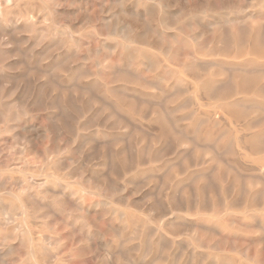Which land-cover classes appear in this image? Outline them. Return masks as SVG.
I'll use <instances>...</instances> for the list:
<instances>
[{
	"label": "rangeland",
	"instance_id": "rangeland-1",
	"mask_svg": "<svg viewBox=\"0 0 264 264\" xmlns=\"http://www.w3.org/2000/svg\"><path fill=\"white\" fill-rule=\"evenodd\" d=\"M263 13L264 0H0V193H23L32 176L40 191L65 192L69 201L57 214L29 217L27 235L57 237L79 264H126L87 236L115 234L104 231L112 221L104 208L88 214L89 225L82 220L90 203L106 201L138 219L134 253L143 256L149 244L153 264H163L164 250L169 264H264ZM83 190L84 203H75L73 192ZM162 219L167 247L157 231ZM19 222L9 225L11 236ZM28 252L27 242L14 244L5 264H33Z\"/></svg>",
	"mask_w": 264,
	"mask_h": 264
},
{
	"label": "bare ground",
	"instance_id": "bare-ground-1",
	"mask_svg": "<svg viewBox=\"0 0 264 264\" xmlns=\"http://www.w3.org/2000/svg\"><path fill=\"white\" fill-rule=\"evenodd\" d=\"M185 1V0H184ZM154 2V1H153ZM247 3V2H246ZM135 4V3H134ZM154 6V5H153ZM104 7V6H103ZM129 7V6H128ZM135 7V6H134ZM249 7V6H248ZM247 7V8H248ZM86 8V7H85ZM189 8V7H188ZM150 9V8H149ZM129 10V9H128ZM131 10H132V8H131ZM153 10L155 11V9H154V7H153ZM58 11V10H57ZM135 12V11H134ZM36 13V12H35ZM133 13V12H132ZM6 14V13H5ZM128 14H129V12H128ZM138 14H139V11H138ZM232 14V12H228V15L230 16ZM238 14V13H237ZM264 14V13H263ZM262 14V15H263ZM48 15V14H47ZM141 15V14H140ZM136 16V15H135ZM195 16V15H194ZM227 16V15H226ZM248 16H250V15H248ZM253 16V15H252ZM113 17V16H112ZM122 17V16H121ZM138 17V16H137ZM140 17V16H139ZM142 17H143V14H142ZM173 17V16H172ZM175 17V16H174ZM39 18V17H38ZM245 17H243V19H244ZM262 18V17H261ZM44 19H45V17H44ZM144 19V18H143ZM146 19H148V18H146ZM216 19V18H215ZM229 19V18H228ZM240 19V18H239ZM241 19H242V17H241ZM240 19V20H241ZM2 20V19H1ZM47 20V19H46ZM109 20V19H108ZM167 20H168V18H167ZM197 20V19H196ZM227 20V19H226ZM232 20V19H231ZM245 20V19H244ZM39 21H40V18H39ZM142 21V20H141ZM140 21V22H141ZM193 21H194V19H193ZM37 22V21H36ZM42 21H40L39 23H41ZM139 22V21H138ZM201 22V21H200ZM210 22V21H209ZM217 22V21H216ZM16 23V22H15ZM109 23V22H108ZM107 23V24H108ZM27 24H29V23H27ZM90 24V23H89ZM1 25V24H0ZM15 25V24H14ZM117 25H118V23H117ZM128 25V32L126 33V37L128 38V41H131V40H133L134 41V38H135V35L133 36V37H130V32L131 31H133V29L135 28V26L133 25H129V24H127ZM126 25V26H127ZM213 25H215V24H213ZM261 26H263V24L261 25ZM6 27V26H5ZM115 27V26H114ZM207 27V26H206ZM7 28V27H6ZM108 28H109V26H108ZM116 28V27H115ZM125 28H127V27H125ZM149 28V27H148ZM172 28V27H171ZM19 29H20V27H19ZM180 29V28H179ZM260 29V28H259ZM110 30V29H109ZM14 31V30H13ZM63 31V30H62ZM66 32V31H65ZM117 32V31H116ZM190 32V31H189ZM251 32V31H250ZM64 33V32H63ZM112 33V32H111ZM37 34H38V32H37ZM160 34V33H159ZM39 36H41L40 34H38ZM116 35V34H115ZM189 35V34H188ZM70 36V35H69ZM139 36V35H138ZM261 36V35H260ZM14 37V36H13ZM38 37V36H37ZM48 37V36H47ZM105 37V36H104ZM198 37H199V35H198ZM39 38V37H38ZM46 38V37H45ZM66 38V37H65ZM139 38V37H138ZM195 38V37H194ZM254 38V37H253ZM175 39V38H174ZM177 39V38H176ZM250 39V38H249ZM140 40V39H139ZM194 40V39H193ZM37 41V40H36ZM97 41V40H96ZM167 41V40H166ZM221 41V40H220ZM247 41V40H246ZM60 42V41H59ZM184 43V42H183ZM198 43V42H197ZM219 43V42H218ZM98 44V43H97ZM214 44V43H213ZM246 44H247V42H246ZM257 44H258V42H257ZM257 44H255V45H257ZM39 45H40V43H39ZM106 45V44H105ZM29 46V45H28ZM34 46H35V44H34ZM107 46V45H106ZM110 46V45H109ZM109 46H107V47H109ZM112 46V45H111ZM127 46H129V45H127ZM140 46V45H139ZM32 47H33V45H32ZM50 47V46H49ZM70 47V46H69ZM160 47V46H159ZM209 47V46H208ZM214 47H215V45H214ZM220 47V46H219ZM262 47V46H261ZM52 48V47H51ZM110 48V47H109ZM112 48V50H113V47H111ZM206 48V47H205ZM204 48V49H205ZM228 48V47H227ZM175 50H176V48H174ZM193 49H194V47H193ZM224 49V48H223ZM228 49H230V48H228ZM232 49H233V46H232ZM53 50V49H52ZM148 50H150V49H148ZM160 50H162V49H160ZM206 50V49H205ZM204 50V51H205ZM216 50V49H215ZM111 51V50H110ZM119 51V50H118ZM146 51V50H145ZM151 51H152V49H151ZM150 51V52H151ZM202 51V50H201ZM217 51V50H216ZM228 51V50H227ZM248 51V50H247ZM259 51H261V50H259ZM47 52V51H46ZM142 52H144V51H142ZM198 52H199V50H198ZM235 52V51H234ZM262 52V51H261ZM204 53V52H203ZM211 52H209V54H210ZM256 53V52H255ZM8 54V53H7ZM112 54V53H111ZM151 54V53H150ZM156 54V53H155ZM209 54H207V55H209ZM221 54H222V52H221ZM228 54H230V53H228ZM131 56L133 55V54H130ZM129 55V56H130ZM157 55V54H156ZM176 55H177V53H176ZM180 55V54H179ZM192 55V54H191ZM206 55V56H207ZM216 56V54H214V52H213V56ZM227 55V54H226ZM259 55V54H258ZM52 56V55H51ZM128 56V57H129ZM159 56H161V55H159ZM171 56H173V55H171ZM210 56H212V54L210 55ZM264 56V55H263ZM15 57V56H14ZM72 57V56H71ZM70 57V58H71ZM127 57V58H128ZM157 57H158V55H157ZM185 57V56H184ZM201 57V56H200ZM231 57V56H230ZM260 57V56H259ZM17 58V57H16ZM53 58V57H52ZM131 58V57H130ZM160 58V57H159ZM211 58V57H210ZM25 59V58H24ZM153 59V58H152ZM175 59V58H174ZM177 59V58H176ZM179 59V58H178ZM216 59V58H215ZM227 59H229V58H227ZM156 60V59H155ZM182 60V59H181ZM212 60V59H211ZM262 61V60H261ZM119 62V61H118ZM157 62V61H156ZM181 63V62H180ZM72 64H73V62H72ZM193 64V63H192ZM201 64V63H200ZM207 64V63H206ZM100 65V64H99ZM145 65V64H144ZM183 65V64H182ZM211 65V64H210ZM195 66V65H194ZM200 66H202V65H200ZM222 66V65H221ZM223 67V66H222ZM42 68V67H41ZM46 68V67H45ZM126 68V67H125ZM130 68V67H129ZM177 68V67H176ZM188 68H193V65H192V67L191 66H189ZM236 68V67H235ZM186 69V68H185ZM263 69V68H262ZM261 69V70H262ZM179 70V69H178ZM187 70V69H186ZM231 70V69H230ZM232 70H233V68H232ZM237 70H239L238 68H237ZM103 71V70H102ZM252 72V71H251ZM253 72H255V71H253ZM263 72V71H262ZM106 73V72H105ZM136 73V72H135ZM186 73V72H185ZM139 74V73H138ZM142 74V73H141ZM146 74V73H145ZM174 75H175V73H174ZM63 76V75H62ZM157 76V75H156ZM182 77V76H181ZM187 77V76H186ZM7 78V77H6ZM53 78V77H52ZM135 78V77H134ZM157 78V77H156ZM160 78V77H159ZM54 79V78H53ZM172 79V78H171ZM65 80V79H64ZM153 81V80H152ZM156 81V80H155ZM159 81V80H158ZM157 81V82H158ZM161 81V80H160ZM167 81V80H166ZM131 82H133V80H131ZM210 82V81H209ZM111 83V82H110ZM206 83V82H205ZM260 83V82H259ZM148 84V83H147ZM251 84H252V81H251ZM261 84V83H260ZM165 85V84H164ZM166 85H167V83H166ZM202 85H203V82H202ZM122 86V85H121ZM224 86V85H223ZM252 86V85H251ZM153 87V86H152ZM159 87V86H158ZM203 87V86H202ZM222 87V86H221ZM246 87V86H245ZM248 87V86H247ZM253 87V86H252ZM255 87V86H254ZM44 88V87H43ZM189 88V87H188ZM214 88V87H213ZM171 89V88H170ZM216 89V88H215ZM246 89V88H245ZM255 89V88H254ZM118 90H120V89H118ZM183 90V89H182ZM185 90V89H184ZM187 90V89H186ZM192 90V89H191ZM1 91V90H0ZM40 91H42V90H40ZM124 91V90H123ZM203 91V90H202ZM205 91V90H204ZM217 91V90H216ZM93 92V91H92ZM114 92V91H113ZM188 92H190V91H188ZM192 92V91H191ZM243 92V91H242ZM244 92H245V90H244ZM197 93V92H196ZM201 93V92H200ZM217 92H215V94H216ZM2 94V93H1ZM173 94H174V92H173ZM187 94V93H186ZM191 94V93H190ZM198 94V93H197ZM22 95H24V94H22ZM113 95V94H112ZM25 96V95H24ZM100 96H102V95H100ZM199 96V95H198ZM93 97V96H92ZM203 97V96H202ZM201 95H200V100H201ZM249 97V96H248ZM6 98V97H5ZM5 98H3V99H5ZM8 98V97H7ZM134 98V97H133ZM191 98V97H190ZM69 99V98H68ZM95 99V98H94ZM98 99H100V98H98ZM132 99V98H131ZM197 99V98H196ZM203 99H205V98H203ZM202 99V100H203ZM210 99V98H209ZM70 100H71V98H70ZM80 100H82V99H80ZM97 100V99H96ZM165 100V99H164ZM193 100V99H192ZM11 101H13V100H11ZM21 101V100H20ZM33 101V100H32ZM49 101H50V99H49ZM48 101V103H51V102H49ZM85 102H86V100H84ZM138 101V100H137ZM143 101V100H142ZM3 102V101H2ZM26 102V101H25ZM39 102V101H38ZM203 102H204V100H203ZM148 103V102H147ZM161 103V102H160ZM159 103V104H160ZM5 104V103H4ZM7 104H8V102H7ZM13 104H15V103H13ZM12 103H11V106L13 105ZM41 104V103H40ZM54 104V103H53ZM52 104V105H53ZM74 104V103H73ZM223 104V103H222ZM6 105V104H5ZM17 105V104H16ZM42 106H43V104H41ZM57 105H59L58 104V101H57ZM110 105V104H109ZM149 105V104H148ZM147 105V106H148ZM162 105V104H161ZM224 105V104H223ZM222 105V106H223ZM4 106V105H3ZM7 106V105H6ZM9 106V105H8ZM76 106V105H75ZM92 106V105H91ZM94 106V105H93ZM228 106V105H227ZM257 106V105H256ZM35 107V106H34ZM68 107V106H67ZM181 107V106H180ZM225 107V106H224ZM223 107V108H224ZM231 107V106H230ZM253 107H254V105H253ZM259 107V106H258ZM7 108V107H6ZM9 108V107H8ZM45 108V107H44ZM66 108V107H65ZM114 108V107H113ZM191 108V107H190ZM10 109V108H9ZM31 109H33V108H31ZM47 109V108H46ZM70 109H71V107H70ZM198 109V108H197ZM251 109V108H250ZM260 109H262L261 107H260ZM259 109V110H260ZM12 110V109H11ZM62 110H63V108H62ZM61 110V111H62ZM67 110V109H66ZM90 110V109H89ZM176 110V109H175ZM235 110V109H234ZM252 110V109H251ZM8 111V110H7ZM10 111V110H9ZM80 111V110H79ZM177 111V110H176ZM194 111V110H193ZM192 111V112H193ZM210 111V110H209ZM208 111V112H209ZM54 112V111H53ZM204 112H205V110H204ZM207 112V113H208ZM255 112V111H254ZM69 113H71V112H69ZM75 113V112H74ZM81 113V112H80ZM118 113V112H117ZM16 114V116L18 117V115H17V112L15 113ZM36 114V113H35ZM54 114V113H53ZM62 114V113H61ZM138 114H140V113H138ZM167 114V113H166ZM1 115V114H0ZM5 115V114H4ZM64 115V114H63ZM149 115V114H148ZM168 115V114H167ZM2 116V115H1ZM0 116V117H1ZM38 116V115H37ZM70 116V115H69ZM96 116V115H95ZM106 116V115H105ZM238 116V115H237ZM240 116V115H239ZM251 116H252V113H251ZM4 116H2V118H3ZM39 117V116H38ZM58 117V116H57ZM85 117V116H84ZM148 117V120H149V116H147ZM167 117V116H166ZM219 117H221V116H219ZM1 118V119H2ZM21 118V117H20ZM65 118V117H64ZM122 118V117H121ZM144 118H145V116H144ZM244 118H246V117H244ZM14 119H16V118H14ZM18 119V118H17ZM27 119V118H26ZM51 119V118H50ZM54 119V118H53ZM66 119V118H65ZM147 119V118H146ZM165 119V118H164ZM243 119V118H242ZM254 119H256L255 117H254ZM3 120V119H2ZM52 120V119H51ZM170 120V119H169ZM19 121V120H18ZM93 121V120H92ZM91 121V122H92ZM136 121H137V118H136ZM157 121V120H156ZM168 121V120H167ZM171 121V120H170ZM210 121V120H209ZM240 121V120H239ZM2 122V121H1ZM16 122H17V120H16ZM129 122V121H128ZM155 122V121H154ZM165 122H166V120H165ZM172 122V121H171ZM190 122V121H189ZM258 122V121H257ZM84 123V122H83ZM41 124V123H40ZM68 124V123H67ZM81 124V123H80ZM101 124V123H100ZM248 124H249V122H248ZM251 124V123H250ZM19 125V124H18ZM17 125V126H18ZM66 125V124H65ZM81 125H83V124H81ZM174 125V124H173ZM111 126V125H110ZM135 126V125H134ZM167 126V125H166ZM19 127V126H18ZM26 127V126H25ZM32 127V126H31ZM85 127H86V125H85ZM148 127H149V124H148ZM157 127V126H156ZM168 127V126H167ZM174 127V126H173ZM177 127V126H176ZM8 128V127H7ZM15 128V127H14ZM33 128V127H32ZM56 128V130H58V127H55ZM70 129L71 128H75V127H69ZM83 127H81V129H82ZM197 128L199 129V127H198V125H197ZM9 129V128H8ZM77 129V128H76ZM139 129V128H138ZM10 130H13L12 128L10 129ZM16 130V129H15ZM97 130V129H96ZM140 130V129H139ZM162 130V129H161ZM176 130V128L174 129V131ZM9 131V130H8ZM62 131V130H61ZM79 131V130H78ZM89 131H91V130H89ZM171 131V130H170ZM177 131V130H176ZM12 132V131H11ZM23 132V131H22ZM84 132V131H83ZM135 132V131H134ZM66 133V132H65ZM85 133V132H84ZM87 133V132H86ZM132 133V132H131ZM183 133V132H182ZM197 133V132H196ZM196 133H195V135H196ZM247 133V132H246ZM19 134H21V133H19ZM159 134V133H158ZM225 134V133H224ZM252 134H253V132H252ZM18 135V134H17ZM69 135V134H68ZM67 135V136H68ZM139 135V134H138ZM156 135V134H155ZM20 136H22V135H20ZM60 136V135H59ZM72 136V135H71ZM104 136H106V135H104ZM123 136V135H122ZM13 137H15V135H13ZM42 137V136H41ZM75 137V136H74ZM125 137V136H124ZM190 137V136H189ZM249 137V136H248ZM92 138V137H91ZM122 137H120V139H121ZM123 139V138H122ZM121 139V140H122ZM125 139V138H124ZM244 139H245V137H244ZM258 139V138H257ZM9 140V139H8ZM42 140V139H41ZM56 140V139H55ZM116 140H118V139H116ZM23 141V140H22ZM89 141V140H88ZM218 141V140H217ZM244 141V140H243ZM249 142V141H248ZM254 142V141H253ZM263 143V142H262ZM126 144V143H125ZM124 144V145H125ZM247 144V143H246ZM8 145V144H7ZM10 145V144H9ZM12 145V144H11ZM109 145V144H108ZM200 146V145H199ZM259 146H260V143H259ZM259 146H258V148L257 149H259ZM9 147V146H8ZM16 147V146H15ZM44 147V146H43ZM98 147V146H97ZM11 150H13V147L11 148V147H9ZM22 148V147H21ZM23 148H25V147H23ZM255 148V147H254ZM260 148H261V146H260ZM253 149V148H252ZM264 149V148H263ZM25 150V149H24ZM119 150V149H118ZM123 150V149H122ZM204 150V149H203ZM249 150L251 151V149L249 148ZM17 151V150H16ZM255 151V150H254ZM22 152V151H21ZM23 153V152H22ZM204 153V152H203ZM202 153V154H203ZM207 153H208V150H207ZM27 154V153H26ZM188 153H185V155H187ZM253 154V153H252ZM189 155V154H188ZM244 155V154H243ZM16 156V155H15ZM85 156V155H84ZM5 157H6V155H5ZM68 157V156H67ZM86 157H87V155H86ZM89 157V156H88ZM245 157H247V156H245ZM7 158V157H6ZM240 158V157H239ZM253 158V157H252ZM262 158V157H261ZM260 158V159H261ZM17 159V158H16ZM89 159V158H88ZM3 160H4V158H3ZM253 160V159H252ZM19 161V160H18ZM17 161V162H18ZM54 161V160H53ZM62 161H65V160H62ZM86 161H88V160H86ZM3 162H5V161H3ZM68 163V162H67ZM101 163V162H100ZM244 163V162H243ZM242 163V164H243ZM246 163V162H245ZM253 163V162H252ZM2 164V163H1ZM261 164V163H260ZM260 164H258V165H260ZM18 165V164H17ZM20 165V164H19ZM68 165V164H67ZM256 165V164H255ZM63 166V165H62ZM65 166V165H64ZM230 166V165H229ZM261 166V165H260ZM259 166V167H260ZM264 166V165H263ZM262 166V167H263ZM25 167V166H24ZM24 167H22V168H24ZM60 167V166H59ZM251 167H252V165H251ZM251 167H249L250 168V170L252 171V169H251ZM77 168V167H76ZM256 168H258V167H256ZM39 169V168H38ZM57 169V168H56ZM62 169V168H61ZM64 169V168H63ZM240 169V168H239ZM258 169H260V168H258ZM257 169V170H258ZM263 169V168H262ZM25 170V169H24ZM40 170V169H39ZM66 170V169H65ZM255 170V169H254ZM256 170V171H257ZM261 170V169H260ZM46 171H47V169H46ZM109 171V170H108ZM239 171V170H238ZM264 171V170H263ZM29 172V171H28ZM260 172V171H259ZM262 172V171H261ZM26 173V172H25ZM90 173V172H89ZM38 174V173H37ZM39 175V174H38ZM251 175H252V173H251ZM264 176V175H263ZM17 177H18V175H17ZM44 177V176H43ZM42 177V178H43ZM41 178V177H40ZM41 178V179H42ZM74 178V177H73ZM246 178V177H245ZM94 179V178H93ZM206 179V178H205ZM249 179V178H248ZM180 180H181V178H180ZM259 180H260V178H259ZM87 181V180H86ZM111 181V180H110ZM22 182V181H21ZM183 182V181H182ZM243 182H244V179H243ZM254 182V181H253ZM25 183V182H24ZM56 183V182H55ZM256 183V182H255ZM1 184V183H0ZM4 184V183H3ZM2 184V185H3ZM90 184V183H89ZM115 184V183H114ZM2 185L0 186V187H2ZM5 185V184H4ZM26 186L24 187V190H23V193H15V194H8V195H5L4 193H0V264H5V259L8 257V256H12L13 255V249H14V244H17V243H19L20 245H25L26 244V242L28 243V246H29V252L27 253L30 257H31V260H32V263L33 264H50L52 261L54 262V261H56L57 263H61V264H71L72 262H74V264H79V262H77V260L75 259V255L73 254V256H70L69 254H62V250L61 249H63V248H61L62 247V245H61V242H60V240L56 237H46V236H44V235H39V233H38V235H36V237L35 236H33V233L32 234H30L29 236L27 235V232H26V225H28L29 224V222H31V220H27L29 217H34V215L37 213V212H39L40 210H46V212H47V214H51V213H55V214H57V211H56V205H59L60 207H61V209H63V208H66V207H68V205H69V201H67V197H68V195L65 193V192H62L61 194H62V196H58V197H56L55 196V194L54 193H52L50 190H39L38 188H37V185H36V181L34 180V178H32V176H31V179L30 180H28L27 181V183L25 184ZM73 185H75V184H73ZM92 185V184H91ZM39 187V186H38ZM79 187V186H78ZM242 187V186H241ZM80 188V187H79ZM222 188V187H221ZM78 189V188H77ZM74 191V190H73ZM132 192V191H131ZM169 193H171V192H169ZM174 193H176V192H174ZM70 194V193H69ZM73 194H74V197H73V201H75V203L77 202V204L79 203H84L82 200H83V198H84V196H85V194H86V191L84 192V190L83 191H79V192H73ZM142 194V193H141ZM72 196V195H71ZM93 196V195H92ZM194 196V195H193ZM252 196V195H251ZM88 197V196H87ZM92 198V197H91ZM98 198V197H97ZM89 199V198H88ZM117 199V198H116ZM221 199V198H220ZM167 200V199H166ZM240 200V199H239ZM258 200V199H257ZM221 201H222V199H221ZM259 201V200H258ZM264 201V200H263ZM71 202V201H70ZM86 202V201H85ZM179 202V201H178ZM132 203V202H131ZM142 203V202H141ZM161 203V202H160ZM235 203V202H234ZM260 203H262V202H260ZM71 204H72V202H71ZM88 204V203H87ZM232 204H233V202H232ZM263 204V203H262ZM261 204V205H262ZM140 205V204H139ZM138 205V206H139ZM153 205V204H152ZM202 207V206H201ZM222 207V206H221ZM224 207V206H223ZM222 207V208H223ZM226 207V206H225ZM258 207H261L260 205L258 206ZM82 208V207H81ZM100 208L101 209H105L106 210V212H108L109 213V216L112 218V221H109L108 220V222H105V226H104V231L105 232H107V233H115V234H111L112 236H111V238H104V233H102V232H98V231H95V232H90V233H88V237L89 238H92L93 239V237H94V239H95V236H97L96 238H97V240H98V242H97V244H100V246L101 247H106L107 248V250H109L108 251V253H110V254H114V253H119V254H121L122 255V258L124 259L125 258V261H126V264H153V261H152V258H151V256H152V251H151V248H150V246H149V244H148V246L146 247V254H144L143 256L142 255H140L139 256V254H136V253H134V250H136L135 249V247H136V245H139V244H137V242L139 241V240H141V235H139V233L137 234V232H136V228L138 227L137 225H138V222L136 221V220H138V219H136L135 217H133L128 211H129V209H128V211H127V209L126 208H124V207H118V206H116V205H114V204H112V203H109V202H106V201H103V202H95V203H90L86 208H85V214L83 215V218L84 219H82L83 220V222H84V224L86 225V224H88L89 225V222H88V218H86V217H88L89 215V213L90 212H94L95 214H97L98 213V210H100ZM232 208V207H231ZM241 208H242V206H241ZM248 208V207H247ZM262 208V207H261ZM226 209V208H225ZM237 209V208H236ZM251 209V208H250ZM255 209V208H254ZM260 209V208H259ZM185 210V209H184ZM197 210V209H196ZM204 210V209H203ZM207 210V209H206ZM231 210V209H230ZM235 210V209H234ZM244 210V209H243ZM242 210V211H243ZM100 211H102V210H100ZM201 211H202V209H201ZM218 211H219V209H218ZM224 211H226V210H224ZM233 210H231V212H232ZM238 211L239 210H237V212L236 213H238ZM245 211H248V210H244V212ZM258 211V210H257ZM185 212V211H184ZM193 212V211H192ZM230 212V211H229ZM239 212H241V210L239 211ZM250 212V211H249ZM253 212V211H252ZM262 212H264V211H262ZM61 213V212H60ZM105 213V212H104ZM139 213V212H138ZM148 213V212H147ZM146 213V214H147ZM206 213H208V212H206ZM222 213V209H221V211H219V213H216L217 215L219 214H221ZM223 213H225V212H223ZM233 213V212H232ZM242 213V212H241ZM143 214V213H142ZM172 214V213H171ZM181 214H184V213H181ZM180 214V216H182ZM186 214V213H185ZM193 214V216L192 217H194V213H192ZM210 214H211V211H210ZM209 214V215H210ZM244 214V213H243ZM245 214H246V212H245ZM248 214V213H247ZM40 215V214H39ZM75 215H77V214H75ZM92 215H93V213H92ZM102 215V214H101ZM188 216H189V214H187ZM195 215L197 216V213H195ZM211 215H215L214 213L213 214H211ZM216 215V216H217ZM222 215V214H221ZM251 215V214H250ZM96 216V215H95ZM135 216V215H134ZM138 216V215H137ZM139 216H141V215H139ZM143 216V215H142ZM177 216V215H176ZM176 216H175V218H176ZM187 216V217H188ZM229 216V215H228ZM234 216V215H233ZM75 217V216H74ZM81 217V216H80ZM97 217V216H96ZM99 217V216H98ZM178 217V216H177ZM189 217H191V216H189ZM202 217V216H201ZM208 217V216H207ZM219 217V216H218ZM250 217V216H249ZM260 217H261V215H260ZM16 218H19L20 220H21V222H19V223H17L16 224V227H14V229H13V231H14V233H13V236H11V234L9 233L10 231H9V225L12 223V222H15L16 221ZM77 218V217H76ZM141 218V217H140ZM143 218V217H142ZM163 218V217H162ZM195 218V217H194ZM245 218H247V217H245ZM48 219V218H47ZM72 219V218H71ZM88 219V220H87ZM105 219V218H104ZM107 219V218H106ZM105 219V220H106ZM171 219V218H170ZM185 219V218H184ZM218 219V218H217ZM223 219V218H222ZM73 220V219H72ZM100 220V219H99ZM111 220V219H110ZM169 220V219H168ZM225 221H226V218L224 219ZM25 221V222H24ZM27 221V222H26ZM40 221V220H39ZM67 221V220H66ZM69 221V220H68ZM81 221V220H80ZM98 221V220H97ZM206 221V220H205ZM259 221V220H258ZM140 222H142V220L140 221ZM235 222H237V221H235ZM260 222V221H259ZM33 223V222H32ZM32 223H30V225L32 224ZM52 223V222H51ZM158 223V222H157ZM222 223H223V221H222ZM238 223V222H237ZM251 223V222H250ZM13 224V223H12ZM41 224V223H40ZM64 224V223H63ZM74 224V223H73ZM72 224V225H73ZM99 224V223H98ZM187 224H189V223H187ZM43 225H47V224H43ZM53 225V224H52ZM51 225V226H52ZM57 225V224H56ZM59 225V224H58ZM79 225V224H78ZM140 225V224H139ZM165 225H166V222L165 221H163V219H162V221H160V224H159V226H160V228L161 229H159V230H157L158 231V234L160 235L159 236V238H160V240H161V243L163 244L162 246H164V247H167V244H168V238H167V233H165V231H164V229H166V227H165ZM193 225V224H192ZM235 225V224H234ZM141 226H142V231H143V234L145 235V236H148V235H152V233H151V230H152V228H151V224L149 223V220L148 219H145L144 220V222L141 224ZM168 226V225H167ZM227 226V225H226ZM225 226V227H226ZM236 227L238 226V229H239V225H235ZM234 226V227H235ZM34 227V226H33ZM79 227V226H78ZM97 227H99V226H97ZM200 227V226H199ZM233 227V226H232ZM41 228V227H40ZM46 228H47V226H46ZM53 228V227H52ZM139 228V227H138ZM157 228V227H156ZM191 228V227H190ZM240 228H241V226H240ZM255 228V227H254ZM261 228V227H260ZM70 229V228H69ZM84 229V228H83ZM92 229V228H91ZM205 229V228H204ZM243 229V228H242ZM262 230H263V228H261ZM41 230H44L43 228H41ZM46 230V229H45ZM51 230V227H50V229H49V231ZM74 230V229H73ZM95 230V229H94ZM124 230H125V232H128V231H126V230H132L131 231V233L130 234H125L124 233ZM172 230V229H171ZM171 230H169V231H171ZM208 230H209V228H208ZM215 230V229H214ZM241 230V229H240ZM248 230V229H247ZM70 231V230H69ZM168 231V230H167ZM238 232H239V230H237ZM244 231H245V229H244ZM253 231H255V230H253ZM34 232H35V230H34ZM68 232V231H67ZM66 232V233H67ZM77 232V231H76ZM81 232V231H80ZM82 232H84V231H82ZM81 232V233H82ZM178 232H180V231H178ZM232 232H233V230H232ZM249 232V231H248ZM264 232V231H263ZM41 233H42V231H41ZM54 233H56V232H54ZM198 233V232H197ZM230 233V232H229ZM252 233V232H251ZM254 233H256V232H254ZM172 234V233H171ZM231 234V233H230ZM253 234V233H252ZM72 235H73V233H72ZM76 235V234H75ZM82 235V234H81ZM211 235V234H210ZM226 235V234H225ZM247 235V234H246ZM251 235V234H250ZM255 235V234H254ZM67 236H69V235H67ZM66 236V237H67ZM85 236V235H84ZM110 236V235H109ZM149 236V237H150ZM218 236V235H217ZM229 236V235H228ZM233 236V235H232ZM62 237V236H61ZM87 237V238H88ZM158 237V236H157ZM264 237V236H263ZM81 238V237H80ZM86 238V239H87ZM88 238V239H89ZM159 238H157V239H159ZM170 238V237H169ZM215 238H217V237H215ZM63 239V238H62ZM62 239H61V241H62ZM218 239V238H217ZM228 239V238H227ZM236 239V238H235ZM72 240H73V238H72ZM148 239H146V237L144 238V242L145 241H147ZM154 240V239H153ZM187 241H188V238L186 239ZM200 240V239H199ZM213 240H215V239H213ZM230 240V239H229ZM238 240V239H237ZM79 241H81V239L79 240ZM90 241H91V239H90ZM142 241V240H141ZM186 241V242H187ZM223 241H226V240H224L223 239ZM250 241H252V239L250 240ZM255 241V240H254ZM263 241V240H262ZM73 242V241H72ZM87 242H89V240L87 241ZM143 242V243H144ZM221 242V241H220ZM253 242V241H252ZM256 242V241H255ZM70 243V242H69ZM90 243V242H89ZM96 243V242H95ZM94 243V244H95ZM159 243V242H158ZM190 243V242H189ZM188 243V244H189ZM225 243H227V241L225 242ZM230 243V242H229ZM251 243V242H250ZM62 244H64V243H62ZM77 244V243H76ZM86 244V243H85ZM92 244V243H91ZM93 244V245H94ZM187 244V245H188ZM220 244V243H219ZM146 245V244H145ZM226 245V244H225ZM251 245V244H250ZM257 245H259V244H257ZM262 245H263V243H262ZM261 245V246H262ZM65 246V245H64ZM70 246H71V243H70ZM95 246H96V244H95ZM99 246V247H100ZM157 246V245H156ZM159 246V245H158ZM213 246V245H212ZM229 246V245H228ZM227 246V247H228ZM256 246V245H255ZM260 246V245H259ZM19 247V246H18ZM66 247H67V245H66ZM160 247V246H159ZM206 247V249L208 248L207 246H204V248ZM224 247V246H223ZM226 247V246H225ZM225 247L223 248V250L225 249ZM258 247V246H257ZM72 248V247H71ZM74 248H76V247H74ZM170 248V247H169ZM182 248V247H181ZM222 248V247H221ZM259 248V247H258ZM89 248H87V250H88ZM93 249L95 250V248L93 247ZM162 249V248H161ZM176 249V248H175ZM174 249V250H175ZM178 249H179V247H178ZM177 249V250H178ZM231 249V248H230ZM260 249V248H259ZM16 250V249H15ZM61 250V251H60ZM76 250H77V248H76ZM85 250V249H84ZM91 250V249H90ZM138 250V249H137ZM182 250V249H181ZM221 250V249H220ZM219 250V251H220ZM226 250V249H225ZM227 250H228V248H227ZM263 250V249H262ZM67 251V250H66ZM72 251H74V250H72ZM165 252H164V254H163V256H162V262H163V264H169V258H170V256H169V253H168V251H166V250H164ZM239 251V250H238ZM245 251V250H244ZM75 252H77V251H75ZM88 252V251H87ZM103 253L105 252V251H102ZM180 252V251H179ZM193 252V251H192ZM191 252V253H192ZM223 252V251H222ZM229 252V251H228ZM231 252V251H230ZM250 252H251V250H250ZM78 253H80L79 251H78ZM91 253V252H90ZM99 253V252H98ZM107 253V252H106ZM159 253V252H158ZM190 253V254H191ZM226 253V252H225ZM245 253H246V251H245ZM261 253H263V252H261ZM77 254V253H76ZM96 254V253H95ZM171 254H173V253H171ZM175 254V253H174ZM174 254H173V257H174ZM187 254V253H186ZM215 254V253H214ZM228 254V253H227ZM244 254V253H243ZM80 255H82V254H80ZM84 255V254H83ZM89 255V254H88ZM92 255V254H91ZM99 255V254H98ZM98 255H95V256H98ZM157 255V254H156ZM184 255H185V253H184ZM21 257H24V256H22V255H20ZM77 256V255H76ZM94 256V257H95ZM100 256H101V254H100ZM102 256H104V255H102ZM102 256H101V258H102ZM158 256H160V255H158ZM180 256V255H179ZM178 256V257H179ZM188 256V255H187ZM195 256V255H194ZM111 257H113V256H111ZM111 257H110V259H111ZM155 257V256H154ZM181 257H183V256H181ZM234 257V256H233ZM246 257H248L247 255H246ZM261 257V256H260ZM16 258V257H15ZM82 258V257H81ZM159 258V257H158ZM176 258V257H175ZM184 258V261H185V256L183 257ZM188 258H189V256H188ZM197 258H198V256H197ZM232 258V257H231ZM96 259H98V258H96ZM108 259H109V257H108ZM156 259V258H155ZM160 259V258H159ZM178 259V258H177ZM199 259V258H198ZM216 259V258H215ZM233 259V258H232ZM237 259V258H236ZM247 259V258H246ZM19 261H20V259H18ZM78 260H80V259H78ZM103 260V259H102ZM120 260H122V259H119V260H115V261H113V260H108V263H106V261H105V264H122L121 263V261ZM157 260V259H156ZM172 260V259H171ZM170 260V261H171ZM220 260V259H219ZM12 261V260H11ZM18 261V262H19ZM159 260H157L156 262H158ZM176 261L177 260H175V262H173L174 264L176 263ZM179 261V260H178ZM195 261V260H194ZM237 261V260H236ZM249 261V260H248ZM15 262H17V261H15ZM52 262V263H53ZM84 262V261H83ZM88 262V261H87ZM90 262V261H89ZM91 262H92V259H91ZM97 262V261H96ZM96 262H94V263H96ZM101 262V261H100ZM103 262V261H102ZM186 262H187V259H186ZM59 263V264H60ZM159 264H161V262H158ZM190 263H192V262H190ZM215 263V262H214ZM238 263V262H237ZM12 264V263H11ZM92 264V263H91ZM156 264V263H155ZM177 264H178V262H177ZM180 264V263H179ZM185 264V263H184ZM189 264V263H188ZM198 264H200V263H198ZM222 264V263H221ZM254 264V263H253Z\"/></svg>",
	"mask_w": 264,
	"mask_h": 264
}]
</instances>
